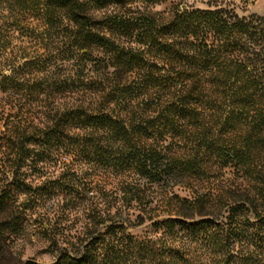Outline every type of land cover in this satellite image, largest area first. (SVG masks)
Instances as JSON below:
<instances>
[{
  "label": "trees",
  "instance_id": "obj_1",
  "mask_svg": "<svg viewBox=\"0 0 264 264\" xmlns=\"http://www.w3.org/2000/svg\"><path fill=\"white\" fill-rule=\"evenodd\" d=\"M10 1L44 30L0 64V264L31 221L49 264H264V17Z\"/></svg>",
  "mask_w": 264,
  "mask_h": 264
},
{
  "label": "rangeland",
  "instance_id": "obj_2",
  "mask_svg": "<svg viewBox=\"0 0 264 264\" xmlns=\"http://www.w3.org/2000/svg\"><path fill=\"white\" fill-rule=\"evenodd\" d=\"M9 3L12 8L9 7ZM189 6L195 9L206 10L216 7H227L233 9L241 17H250L252 15L264 17V0H158L151 6L155 11H166L173 6ZM18 3L10 0H0V26H4L7 16H12V37L10 38L9 48L0 52L1 69L8 71V63L17 64L27 60L28 53H31L32 30L42 33L44 27L41 26V20L35 16L31 10L21 11ZM22 14V15H21ZM26 49V51L24 50ZM3 54V55H2ZM175 193L181 197H187L188 194L175 189ZM165 217V214H159ZM24 225L23 234L20 237H7L5 242L6 257L9 258L5 264H17L14 259L18 258L25 262L36 260L39 263L49 264L53 257L48 252V238L39 231H36L35 225ZM151 223L132 231L136 236H143L150 231ZM12 255V256H9Z\"/></svg>",
  "mask_w": 264,
  "mask_h": 264
}]
</instances>
